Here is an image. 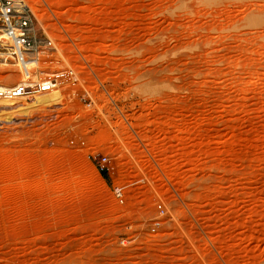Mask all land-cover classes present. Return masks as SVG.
Returning <instances> with one entry per match:
<instances>
[{
	"label": "rangeland",
	"instance_id": "rangeland-1",
	"mask_svg": "<svg viewBox=\"0 0 264 264\" xmlns=\"http://www.w3.org/2000/svg\"><path fill=\"white\" fill-rule=\"evenodd\" d=\"M24 1L0 264H264V0Z\"/></svg>",
	"mask_w": 264,
	"mask_h": 264
},
{
	"label": "built area",
	"instance_id": "built-area-1",
	"mask_svg": "<svg viewBox=\"0 0 264 264\" xmlns=\"http://www.w3.org/2000/svg\"><path fill=\"white\" fill-rule=\"evenodd\" d=\"M32 10L24 0H0V61L4 67L12 66L20 74L30 80L29 58L36 48L35 39L31 33ZM72 76L70 81H77ZM52 81L41 84H3L0 82L1 99L32 100L40 94L49 92ZM117 196L122 192L117 190Z\"/></svg>",
	"mask_w": 264,
	"mask_h": 264
},
{
	"label": "bare ground",
	"instance_id": "bare-ground-1",
	"mask_svg": "<svg viewBox=\"0 0 264 264\" xmlns=\"http://www.w3.org/2000/svg\"><path fill=\"white\" fill-rule=\"evenodd\" d=\"M4 63H0V66H3ZM34 65H37V62H33ZM32 73V71H30ZM11 76V75H10ZM32 77V76H31ZM20 81L17 83L27 82V79L25 76H19ZM24 78V79H22ZM30 84V83H28ZM63 94L62 91L58 88V86H52L50 88L49 92H46L45 94H42L38 97L37 101L33 104L28 103L29 107L33 106L34 104H37L38 106H51V105H57L59 100L62 98ZM22 103V100L20 99H1L0 100V107L1 108H13L17 105ZM6 111H3L5 113Z\"/></svg>",
	"mask_w": 264,
	"mask_h": 264
}]
</instances>
